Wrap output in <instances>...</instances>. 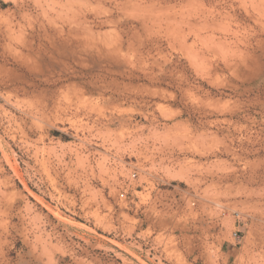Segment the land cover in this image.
Listing matches in <instances>:
<instances>
[{"label": "rangeland", "instance_id": "rangeland-1", "mask_svg": "<svg viewBox=\"0 0 264 264\" xmlns=\"http://www.w3.org/2000/svg\"><path fill=\"white\" fill-rule=\"evenodd\" d=\"M0 176V264H264V0H0Z\"/></svg>", "mask_w": 264, "mask_h": 264}, {"label": "bare ground", "instance_id": "bare-ground-1", "mask_svg": "<svg viewBox=\"0 0 264 264\" xmlns=\"http://www.w3.org/2000/svg\"><path fill=\"white\" fill-rule=\"evenodd\" d=\"M21 127V126H20ZM10 130H13L12 128L10 129ZM1 177V176H0ZM4 178V177H3ZM6 179H7V177H6ZM2 182V181H1ZM5 182V181H4ZM8 182V181H7ZM3 184V183H2ZM4 185H6V184H4ZM2 187H0V189H1ZM9 188V187H8ZM41 200V199H40ZM48 206V205H47ZM41 237V236H40ZM45 242V241H44Z\"/></svg>", "mask_w": 264, "mask_h": 264}]
</instances>
